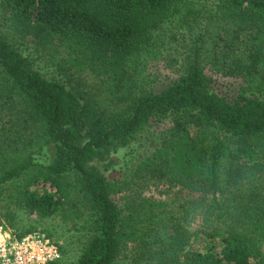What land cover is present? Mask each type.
Segmentation results:
<instances>
[{"label":"trees","instance_id":"trees-1","mask_svg":"<svg viewBox=\"0 0 264 264\" xmlns=\"http://www.w3.org/2000/svg\"><path fill=\"white\" fill-rule=\"evenodd\" d=\"M181 1L0 0V195L83 221L76 264H264V0H217L183 71L155 91L136 81L137 58ZM16 35L62 79L34 70ZM208 66L237 82L233 94ZM85 72L94 83L74 77ZM139 150L128 180L105 176ZM161 177L198 195L182 216L126 195ZM196 216L210 225L189 227ZM128 244L144 251L130 257Z\"/></svg>","mask_w":264,"mask_h":264},{"label":"rangeland","instance_id":"rangeland-1","mask_svg":"<svg viewBox=\"0 0 264 264\" xmlns=\"http://www.w3.org/2000/svg\"><path fill=\"white\" fill-rule=\"evenodd\" d=\"M216 3L217 0H182L181 3H177L176 8L172 10V15L164 19L156 32H153L152 38L147 43L148 46L137 58L140 71L139 76L136 78L138 84L140 83L144 87H152L155 91H159L183 71L189 61L188 54L192 45L191 40L198 29H200L201 24L209 19L210 13L215 11ZM0 24L1 32H6L7 22L3 20L2 16H0ZM11 41L16 42L15 49L22 56L28 55L32 58L33 69L38 71L41 76L62 79L56 69L48 67L45 58H39L38 53L33 54L34 40L29 37L19 38L16 35ZM211 69L208 66V72L213 74L212 77L216 80L219 89L222 91L229 90V94H233V89L237 88V82H233L226 75H222L220 72H213ZM74 77H76V80L81 79L87 85L94 83V79L86 72ZM140 77L144 78V80L140 79ZM151 132L152 130L143 131L138 137V142L144 148H148L149 140L153 138L154 133L152 134ZM192 135L197 136L194 131H192ZM140 151L134 154L131 161L122 162L116 159V163H118L112 165L110 170L104 173L105 176L109 180L115 177L120 183L128 180L124 170L130 168L133 163L139 160L138 154H140ZM120 152L118 151L117 157H119ZM52 153V148L45 147L41 152L40 160L42 162L51 161ZM104 163L106 162L99 163L100 169H102ZM119 170L121 171L119 172ZM131 189H135L134 191L137 195L131 194L130 190L126 192V195H132L131 197L136 198L138 202L139 200H147L150 203H156L158 206L155 210H161L163 214L168 215L173 213L182 216L183 209H188L191 200L196 199L198 196L167 182L164 177L153 178L147 183L137 182L131 185ZM3 192L0 195V225L6 226L20 234L32 230L44 231L61 246L62 259L58 261L59 264L77 263L87 244V232L83 221H64L59 213L50 217H39L34 213L30 214L19 207L16 202H12L10 196L14 192L11 188H7ZM116 198L118 197L116 196ZM118 204L123 206L124 200H118ZM187 220L189 221V227L193 229H204L210 225L209 222L198 216L190 220L187 217ZM261 250L263 251V246H261ZM143 251L142 248L133 244H128L125 249V253L130 257L140 255ZM127 263H129V259L121 260L118 264Z\"/></svg>","mask_w":264,"mask_h":264},{"label":"built area","instance_id":"built-area-1","mask_svg":"<svg viewBox=\"0 0 264 264\" xmlns=\"http://www.w3.org/2000/svg\"><path fill=\"white\" fill-rule=\"evenodd\" d=\"M61 259V246L48 233L20 234L0 225V264H50Z\"/></svg>","mask_w":264,"mask_h":264}]
</instances>
